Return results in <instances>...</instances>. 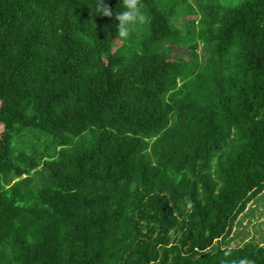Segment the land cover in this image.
I'll return each instance as SVG.
<instances>
[{
	"label": "trees",
	"instance_id": "obj_1",
	"mask_svg": "<svg viewBox=\"0 0 264 264\" xmlns=\"http://www.w3.org/2000/svg\"><path fill=\"white\" fill-rule=\"evenodd\" d=\"M239 2L140 0L122 41L102 0H0V264H264L207 251L264 193V0Z\"/></svg>",
	"mask_w": 264,
	"mask_h": 264
},
{
	"label": "rangeland",
	"instance_id": "obj_2",
	"mask_svg": "<svg viewBox=\"0 0 264 264\" xmlns=\"http://www.w3.org/2000/svg\"><path fill=\"white\" fill-rule=\"evenodd\" d=\"M244 0H240L242 3ZM179 27V25H177ZM120 42H118V45ZM177 52V49H173ZM259 201L248 204L245 210L231 227L229 233L222 237L218 242L213 243L207 251L216 253L217 250H237L243 248L245 243L254 242L264 246V193L259 195ZM250 209H256L250 214ZM245 236L242 237V234Z\"/></svg>",
	"mask_w": 264,
	"mask_h": 264
},
{
	"label": "clouds",
	"instance_id": "obj_3",
	"mask_svg": "<svg viewBox=\"0 0 264 264\" xmlns=\"http://www.w3.org/2000/svg\"><path fill=\"white\" fill-rule=\"evenodd\" d=\"M122 2L124 6L123 11L114 13L112 10L103 6V0L99 10L104 16H114L115 20L118 21V24H115L118 37L122 41H127L136 27L144 23L145 16L140 10V0H122ZM240 264H249V262L241 260Z\"/></svg>",
	"mask_w": 264,
	"mask_h": 264
}]
</instances>
